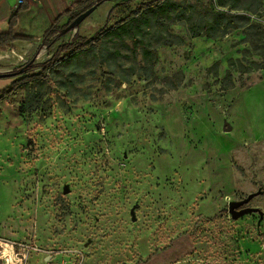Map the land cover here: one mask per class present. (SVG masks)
Wrapping results in <instances>:
<instances>
[{
	"label": "rangeland",
	"instance_id": "rangeland-1",
	"mask_svg": "<svg viewBox=\"0 0 264 264\" xmlns=\"http://www.w3.org/2000/svg\"><path fill=\"white\" fill-rule=\"evenodd\" d=\"M140 4L108 0L49 40L37 28L28 50H0V83ZM249 15L264 23V1ZM167 25L186 43L152 36L153 71L131 38L104 33L0 102V264L5 244L16 264H264V68L224 89L230 57L258 59L244 29L189 38L186 22Z\"/></svg>",
	"mask_w": 264,
	"mask_h": 264
},
{
	"label": "trees",
	"instance_id": "trees-1",
	"mask_svg": "<svg viewBox=\"0 0 264 264\" xmlns=\"http://www.w3.org/2000/svg\"><path fill=\"white\" fill-rule=\"evenodd\" d=\"M107 0H77L71 7L58 14L52 24L44 31L45 40L57 32L67 33L72 28L70 24L82 12L93 6H100ZM136 1V0H129ZM264 0H195V2L178 0H150L143 2L137 9L132 10L129 15L109 27L108 23L96 32L92 38L80 35L78 32L73 40L61 43L53 55L42 63L30 61L23 65V70L17 71L16 78L0 88V102L14 94L18 86L27 83L29 92L33 93L38 89L39 84L44 83L51 70L56 69L67 57L74 54L79 55L84 51L91 50L101 43V35L112 32L118 37H129L135 47L141 49V54L146 67L152 71L159 59L157 46L153 37L158 39L160 45H184L186 39L176 35L167 25V21L175 23L177 20L186 22L189 38L205 36L210 39L226 37L232 31L244 29V42H249L258 55V59L249 60V50H245L242 57H230L228 59V69L222 79L224 89L234 87L233 72L250 73L264 68V23L252 18L249 13L257 14L261 9ZM37 7L34 0H23L19 7L13 11L9 19V28L0 31V49L6 50L13 47L16 41H33L36 35L30 34L21 27V18L24 14H29L33 8ZM114 9L108 14V20ZM68 16L69 20L64 25L60 22ZM165 21V22H164ZM150 31V32H148ZM168 32V33H167ZM150 35V36H149ZM153 36V37H152ZM221 60H217L208 68V71L215 76H219ZM40 68L38 73L29 74L28 71ZM30 105L28 100L25 105Z\"/></svg>",
	"mask_w": 264,
	"mask_h": 264
},
{
	"label": "crops",
	"instance_id": "crops-1",
	"mask_svg": "<svg viewBox=\"0 0 264 264\" xmlns=\"http://www.w3.org/2000/svg\"><path fill=\"white\" fill-rule=\"evenodd\" d=\"M34 1L37 4V7L36 8L34 7L29 14H24L22 16L21 27L26 29L30 34L37 36L38 34L35 31L37 28L49 27L58 14L69 9L71 5L77 0H34ZM107 1H105L104 3H106ZM147 1L150 0H136L135 2L138 5L140 3ZM19 5H20L19 0H0V31H6L9 28V19L13 11L16 10L19 7ZM99 7L100 6H98L92 13H94ZM137 8L138 7L131 8V11ZM111 9H114L111 15L112 18V16L114 17L117 8L111 7ZM64 19L69 20V17L66 16ZM86 19L80 24V30L84 22H86ZM115 20L116 22L114 24H116L121 19L120 18L117 19L115 17ZM33 41H16L13 43V45L16 47H23L24 49L28 50L29 46L33 44L32 43ZM4 86L5 85H2V87Z\"/></svg>",
	"mask_w": 264,
	"mask_h": 264
},
{
	"label": "water",
	"instance_id": "water-1",
	"mask_svg": "<svg viewBox=\"0 0 264 264\" xmlns=\"http://www.w3.org/2000/svg\"><path fill=\"white\" fill-rule=\"evenodd\" d=\"M97 8V6H93L91 8H89L88 10L82 12L80 15H78L70 24V27L72 29L77 28L95 9ZM0 76H3L0 74ZM225 130H231V126H229L228 124L225 127ZM248 199L246 200H242L239 202H231L229 204V211L232 214L233 218L237 219L239 218L241 215L245 214L247 211H249V208H242L240 209V211H237V208H239L242 204H244L245 202H247Z\"/></svg>",
	"mask_w": 264,
	"mask_h": 264
},
{
	"label": "bare ground",
	"instance_id": "bare-ground-1",
	"mask_svg": "<svg viewBox=\"0 0 264 264\" xmlns=\"http://www.w3.org/2000/svg\"><path fill=\"white\" fill-rule=\"evenodd\" d=\"M3 84H4V83H0V87H1ZM5 246H6V248H5V253H6V255H5V256L9 257L8 259H9V261H11V264H16V262L13 261V259L10 257L9 249H8V245L5 244Z\"/></svg>",
	"mask_w": 264,
	"mask_h": 264
},
{
	"label": "built area",
	"instance_id": "built-area-1",
	"mask_svg": "<svg viewBox=\"0 0 264 264\" xmlns=\"http://www.w3.org/2000/svg\"><path fill=\"white\" fill-rule=\"evenodd\" d=\"M23 2V0H19V3H22Z\"/></svg>",
	"mask_w": 264,
	"mask_h": 264
}]
</instances>
